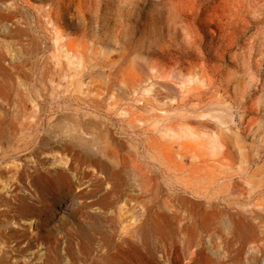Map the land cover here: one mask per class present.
Instances as JSON below:
<instances>
[{
	"label": "rangeland",
	"instance_id": "obj_1",
	"mask_svg": "<svg viewBox=\"0 0 264 264\" xmlns=\"http://www.w3.org/2000/svg\"><path fill=\"white\" fill-rule=\"evenodd\" d=\"M0 264H264V0H0Z\"/></svg>",
	"mask_w": 264,
	"mask_h": 264
},
{
	"label": "bare ground",
	"instance_id": "obj_2",
	"mask_svg": "<svg viewBox=\"0 0 264 264\" xmlns=\"http://www.w3.org/2000/svg\"><path fill=\"white\" fill-rule=\"evenodd\" d=\"M63 46V44H62ZM60 48H64L65 49V52H69V49H70V44H67L66 46H63V47H60ZM72 50V49H71ZM32 222H29V224H31ZM153 226L155 227L156 226V223H153Z\"/></svg>",
	"mask_w": 264,
	"mask_h": 264
}]
</instances>
